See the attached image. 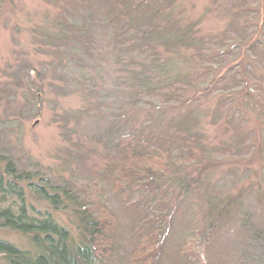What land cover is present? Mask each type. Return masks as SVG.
Here are the masks:
<instances>
[{
  "label": "rangeland",
  "instance_id": "rangeland-1",
  "mask_svg": "<svg viewBox=\"0 0 264 264\" xmlns=\"http://www.w3.org/2000/svg\"><path fill=\"white\" fill-rule=\"evenodd\" d=\"M226 3L239 6L254 3L248 4L252 9L257 7L256 3L260 6L257 13H240L238 7L225 8ZM69 5L67 0H0V150H7L8 154L3 155L12 157L31 177L37 173L58 181L80 175L79 162L70 157L72 143L77 139L73 133L76 125L97 132L108 123L94 110L95 98L76 92L68 81L62 80L64 70L51 53L53 46L45 40L47 33L58 30L61 15H66L64 10ZM263 7L264 0H177L172 8L173 16L183 25L197 23L190 34L195 40L190 48L181 47L176 53L161 50L165 66L155 71L153 87L158 93L161 88L168 92L179 87L183 96L176 102L159 98L157 93H145L141 108L130 107L131 98L128 99L130 104L110 106L116 110V124L129 122L134 127L150 126L157 131L170 123L176 134L191 131L204 137L202 141L209 149L208 155L198 162L179 165L173 176L160 174L157 177L161 183L174 186L199 180L198 184H193V190L185 194L196 199L191 202L193 206L187 203L189 211L193 207L199 209L204 201L217 205L218 211L222 204L225 206V210L212 216L216 218L223 211L222 222L225 220L227 224L218 232L224 234L217 236L220 248L209 247L211 256L202 264H229L235 253L242 251V239L250 232V228L243 225L244 218L248 217L252 230L264 231V52H257L258 56L253 58L245 55L244 50L234 49L231 41L217 58L214 50L206 53L208 60L204 63L195 55L207 38L243 39L238 29L247 21L257 23L258 27L247 29L244 38L250 36L264 41ZM102 38L105 40L104 36ZM239 61L250 65L238 66ZM105 63L107 69L99 68L102 71L98 72L99 77L106 89H114V92L122 83L119 85L108 76L109 73L118 75L120 71L115 67L111 72L105 60L97 69ZM188 74L191 82H187L188 78L181 82ZM168 77L175 78L171 87L165 84L169 82ZM258 81L261 87L255 90L253 86ZM146 115L152 120L146 122ZM178 122L182 124L177 126ZM34 178L32 182L37 183L38 177ZM24 182L26 202H32L40 211L52 213L53 205L39 202L28 188L30 182ZM181 188L177 186L171 191L174 203ZM105 191L110 207L121 221V242L115 264H128L133 247L129 238L132 222L124 208L126 201L108 185ZM240 207L246 213L241 220L235 219L236 215H241ZM71 209L72 205L65 206L63 199L58 212H53L55 220L69 232L76 228ZM188 222V218L175 219L171 227L164 228V237L157 249L162 264H200L193 255L185 256L182 250L192 234L185 228ZM207 232L208 227L200 234L205 236ZM0 237L25 249L32 246L29 236L9 229L0 227ZM198 240L204 241V238ZM260 253L254 261L264 264V249ZM161 261L159 258V264Z\"/></svg>",
  "mask_w": 264,
  "mask_h": 264
},
{
  "label": "trees",
  "instance_id": "trees-1",
  "mask_svg": "<svg viewBox=\"0 0 264 264\" xmlns=\"http://www.w3.org/2000/svg\"><path fill=\"white\" fill-rule=\"evenodd\" d=\"M67 2L70 5L64 10L66 15H61L58 30L47 33L45 40L53 46L51 53L64 70L62 80L68 81L76 92L95 98L94 110L108 123L97 132L76 125L73 133L77 139L72 143L70 157L79 162L80 175L68 180L58 181L36 173L34 177H38V182L33 183L34 177L12 157L3 155L7 150H0V227L29 236L32 245L25 249L0 237L2 264H115L121 242V221L106 199V185L117 196L125 198V213L132 222L129 238L133 248L128 264H159L162 257L157 249L164 237V228L171 227L175 219L185 218L189 219L185 228L192 234L182 248L183 253L193 255L195 262L202 264L211 256L209 247L220 248L217 236L224 234L218 232L227 225L225 220L222 222L223 211L216 218L212 217L219 207L211 201H204L199 209L193 207L189 211V204L196 199L185 194L192 191L193 184H198L199 180L174 186L161 183L157 177L160 174L173 176L179 165L198 162L208 155L209 149L202 141L204 137L191 131L185 135L176 134L170 123L157 131L150 126L134 127L129 122L116 124V110L110 109L115 103L120 107L130 104V98L133 101L130 107L141 108L145 93H157L159 98L178 102L183 96L179 87L168 92L161 88L160 93L156 92L154 73L165 66L161 50L176 53L181 47L190 48L195 40L190 34L197 23L183 25L173 16L172 8L177 0ZM248 4L254 3H240V6L226 3L225 8L238 7L240 13L258 12L260 3L253 9ZM252 24L247 21L238 29L243 39L223 36L216 41V38H207L202 47H198L195 57L204 63L208 60L207 54L214 50L217 58L231 41L234 49L244 50L245 55L253 58L258 56L257 52H264L263 39L244 38L247 29L258 27L257 23ZM261 28H264V21ZM243 41L246 42L243 44ZM103 60L111 72L115 67L120 71L118 75L109 73L108 79L118 81L119 85L121 82L122 88L114 92V89H106L98 73L102 72L99 68L107 69L106 63L97 69ZM240 64L250 65L239 61L237 65ZM186 78L190 83L189 74L180 81L185 82ZM167 80L168 87L175 83V78ZM259 84L258 81L253 86L255 90H260ZM146 117V122L152 120L149 115ZM180 124L182 122L177 126ZM24 181L30 182L28 188L39 202L53 205L52 213L40 211L32 202H26ZM177 186L182 188L174 203L171 191ZM63 199L65 206L72 205L76 222L72 232L60 225L53 215ZM221 210H225L223 204L218 213ZM238 212L241 215H236L235 219L241 220L246 213L241 207ZM243 221L250 232L247 231L242 239V251L235 253L229 264H258L254 257L258 253L261 255L260 250L264 249V231L252 230L248 217ZM206 227L208 232L203 236L200 231ZM203 238L204 241L198 240Z\"/></svg>",
  "mask_w": 264,
  "mask_h": 264
}]
</instances>
